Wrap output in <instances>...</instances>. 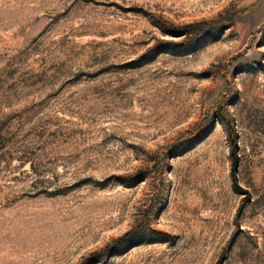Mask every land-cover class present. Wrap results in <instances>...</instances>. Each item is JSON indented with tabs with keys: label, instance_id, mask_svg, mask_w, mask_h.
<instances>
[{
	"label": "rangeland",
	"instance_id": "374dc122",
	"mask_svg": "<svg viewBox=\"0 0 264 264\" xmlns=\"http://www.w3.org/2000/svg\"><path fill=\"white\" fill-rule=\"evenodd\" d=\"M0 264H264V0H0Z\"/></svg>",
	"mask_w": 264,
	"mask_h": 264
},
{
	"label": "trees",
	"instance_id": "16d2710c",
	"mask_svg": "<svg viewBox=\"0 0 264 264\" xmlns=\"http://www.w3.org/2000/svg\"><path fill=\"white\" fill-rule=\"evenodd\" d=\"M182 31H184V29H176L175 31H174V35H176V34H179L180 32H182ZM195 31L194 30H190L189 32H187V36H188V33L190 34V33H194ZM163 43H167V42H171V41H162ZM158 45V44H157ZM158 47V46H157ZM156 47V48H157ZM227 132H228V136H229V138H230V140L232 141V143H233V145H235V143H236V139H235V130H234V128H232V129H230L229 127H228V130H227ZM130 234H131V232H128L127 234H125L124 235V238H122L123 240H127L128 239V237L130 236ZM123 240H121V241H123ZM131 243V241H128V243L125 245V246H127V245H129Z\"/></svg>",
	"mask_w": 264,
	"mask_h": 264
}]
</instances>
